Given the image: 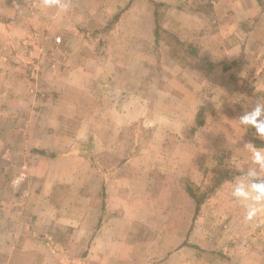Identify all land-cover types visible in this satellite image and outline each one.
<instances>
[{"label": "crops", "instance_id": "obj_1", "mask_svg": "<svg viewBox=\"0 0 264 264\" xmlns=\"http://www.w3.org/2000/svg\"><path fill=\"white\" fill-rule=\"evenodd\" d=\"M258 101L264 0H0V264H264L241 176L187 191L264 177Z\"/></svg>", "mask_w": 264, "mask_h": 264}, {"label": "clouds", "instance_id": "obj_2", "mask_svg": "<svg viewBox=\"0 0 264 264\" xmlns=\"http://www.w3.org/2000/svg\"><path fill=\"white\" fill-rule=\"evenodd\" d=\"M239 119L241 125L254 128L256 136L264 139V101H258ZM244 148L251 153L253 163L264 169V148H258L251 142ZM232 196L245 204L247 221H255L258 216L264 214V180L259 179L256 170L250 169L241 175L233 186Z\"/></svg>", "mask_w": 264, "mask_h": 264}, {"label": "trees", "instance_id": "obj_3", "mask_svg": "<svg viewBox=\"0 0 264 264\" xmlns=\"http://www.w3.org/2000/svg\"><path fill=\"white\" fill-rule=\"evenodd\" d=\"M198 124L202 125L203 122L198 120ZM249 134H255V129L254 128H249ZM253 144L256 145L258 148L264 147V139L258 138L257 136L252 139ZM215 172V178L213 181L212 186L209 188V190L206 193L199 194L200 189L195 188L194 186L187 184V191L190 194V196L195 200L197 207H200L202 203L205 201V199L210 196L212 193L216 191L220 187V185L226 181V180H231L237 176H241L246 171H238L234 168H229V167H222L218 166L217 168L214 169ZM259 179L264 180V177H259Z\"/></svg>", "mask_w": 264, "mask_h": 264}, {"label": "rangeland", "instance_id": "obj_4", "mask_svg": "<svg viewBox=\"0 0 264 264\" xmlns=\"http://www.w3.org/2000/svg\"><path fill=\"white\" fill-rule=\"evenodd\" d=\"M236 119H237V120L239 121V123H240V119L237 118V117H236ZM240 124H241V123H240ZM254 137H256V133H255V134H252V135L248 133V135H247V139L249 138L250 141H252V139H253ZM227 164L230 165V166L235 167V166L232 165V164H229V163H227ZM205 169H206V168H205ZM206 170L209 171V169H206ZM203 185L205 186L206 183H204Z\"/></svg>", "mask_w": 264, "mask_h": 264}]
</instances>
